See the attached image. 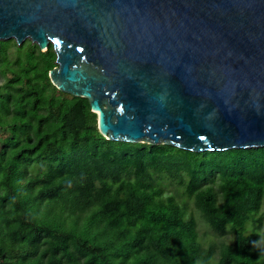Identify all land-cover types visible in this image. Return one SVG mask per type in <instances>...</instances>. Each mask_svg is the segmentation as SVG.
<instances>
[{
	"label": "trees",
	"instance_id": "trees-1",
	"mask_svg": "<svg viewBox=\"0 0 264 264\" xmlns=\"http://www.w3.org/2000/svg\"><path fill=\"white\" fill-rule=\"evenodd\" d=\"M56 58L0 40V264H264V146L109 140Z\"/></svg>",
	"mask_w": 264,
	"mask_h": 264
},
{
	"label": "water",
	"instance_id": "water-1",
	"mask_svg": "<svg viewBox=\"0 0 264 264\" xmlns=\"http://www.w3.org/2000/svg\"><path fill=\"white\" fill-rule=\"evenodd\" d=\"M57 54L109 140L264 146V0H0V40Z\"/></svg>",
	"mask_w": 264,
	"mask_h": 264
},
{
	"label": "rangeland",
	"instance_id": "rangeland-1",
	"mask_svg": "<svg viewBox=\"0 0 264 264\" xmlns=\"http://www.w3.org/2000/svg\"><path fill=\"white\" fill-rule=\"evenodd\" d=\"M191 204V209H194L192 202H190ZM263 211H264V207H263ZM196 218L199 221V227L201 229V231H205L208 230L209 231V235L207 236V241H205V245L207 246L209 241H216V242H220V241H228L231 240L233 238V235H225V236H217L216 233L212 232L211 230H209V227L207 228L206 224L203 222V220L199 217V214L196 213Z\"/></svg>",
	"mask_w": 264,
	"mask_h": 264
}]
</instances>
